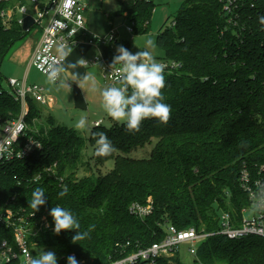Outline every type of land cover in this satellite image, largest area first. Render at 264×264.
<instances>
[{"label":"trees","instance_id":"1","mask_svg":"<svg viewBox=\"0 0 264 264\" xmlns=\"http://www.w3.org/2000/svg\"><path fill=\"white\" fill-rule=\"evenodd\" d=\"M239 17H245L247 32L240 37L227 24L224 0H187L177 19L160 31L156 46L164 57L181 64L179 71L164 73L162 89L171 106L166 124L147 119L140 131L129 133L124 126H101L115 151L107 157L92 158L97 166L113 160L114 169L102 177L79 176L89 165L87 145L75 130L48 124L45 137H39L43 151L33 161L36 182L19 185L13 174L25 177L20 164L0 171V207H30L32 191L42 188L46 203L35 213L45 215L49 229L35 239L38 247L54 249L57 264H67L68 256L78 263L108 264L139 249L160 242L167 225L178 230L194 227L215 234L219 229L217 210L240 220L247 198L239 185L246 170L264 179V0H243ZM23 0L0 1V118L12 120L20 105L2 88V65L31 32H23L16 22V6ZM115 15L131 22L133 33L148 32L153 2L118 0ZM12 11L5 22L2 13ZM108 22L111 15H107ZM240 18V19H241ZM124 43L119 40L117 48ZM107 57L112 56L106 47ZM36 103L28 101L27 121L39 118ZM48 122H51L48 120ZM149 148L143 157L132 153ZM31 161H29L30 163ZM50 171H43L44 167ZM66 186L68 193H58ZM151 206L144 219L129 212L132 204ZM73 213L88 238L72 243L71 230L59 235L52 231L51 207ZM10 238L0 229V241ZM194 264H264V239L246 237L230 240L220 235L206 238L198 247ZM13 264H18L14 262ZM158 264H181L178 256L160 259Z\"/></svg>","mask_w":264,"mask_h":264},{"label":"built area","instance_id":"2","mask_svg":"<svg viewBox=\"0 0 264 264\" xmlns=\"http://www.w3.org/2000/svg\"><path fill=\"white\" fill-rule=\"evenodd\" d=\"M24 5L16 8V22L22 29L23 20L27 16L34 19V26L42 28L40 43L32 57L31 66L40 74L44 75L48 63L55 62L64 64V57L54 52V48L64 46L69 52L72 48L87 44L95 48L102 46L109 47L112 56L101 61L99 57L83 58L82 67L103 63V80L107 86H120L119 76L114 69L111 70V63L115 53V37L112 29L106 37L97 35L89 36L85 25L84 0H23ZM139 2H153L154 0H136ZM29 4V7L26 6ZM244 5L243 0H224L223 12L227 16V23L232 17H239ZM5 22L10 21L12 14L4 12L1 14ZM108 19V18H107ZM109 25L111 23L108 22ZM173 26V24H172ZM27 31V32H28ZM129 33L133 32L132 27L127 28ZM163 64L164 73L181 68V64L175 61L157 60ZM42 65L41 69L36 64ZM119 67V65H116ZM45 76V75H44ZM59 81V80H58ZM57 81V82H58ZM11 94L20 105V114L12 120L0 118V171L5 172L10 165L20 164L19 171L25 172V177L13 174L12 178L19 185L22 182H36L40 179L39 171L33 173V161L38 159L43 151V143L40 140L38 131H33L27 121L28 101L32 100L44 106H48V100L44 95L43 87L29 85L26 80L18 81L14 78L8 80ZM33 121V120H32ZM101 122L95 123L97 126ZM29 161H31L29 163ZM49 172L50 167H44L43 171ZM239 185L247 198V205L242 208L240 220L232 217L227 212H222L219 217V229L215 234L199 232L194 227L182 230L172 225L165 228L164 238L151 246L139 249L123 258L111 261L108 264H158V260L171 259L178 255L181 247H186L189 255L195 257L199 245L212 235L224 236L230 240H239L246 237H258L264 239V179L262 176H252L248 171L243 170L239 175ZM151 206H142L134 203L130 206L129 212L138 219H144L151 214ZM252 213V218L245 221L243 214ZM0 229L8 231L10 238L0 241V264H29V258L33 257V248L38 245L35 239L49 229V222L45 215L37 216L34 212H28L25 208H14L4 205L0 207ZM73 256V255H71ZM78 264H85L80 262Z\"/></svg>","mask_w":264,"mask_h":264},{"label":"rangeland","instance_id":"3","mask_svg":"<svg viewBox=\"0 0 264 264\" xmlns=\"http://www.w3.org/2000/svg\"><path fill=\"white\" fill-rule=\"evenodd\" d=\"M186 1L187 0H154V11L150 18L148 32L145 34H135L133 32L129 33L127 31V28L132 27L129 20H127L124 16L115 15L120 10L118 0H84V14L89 20V23L92 25V28H87L88 34L89 36L97 35L104 38L112 29L115 37L120 42L124 43L123 47H125L132 53L141 51L144 48L145 42L148 39H151L154 45L153 48L150 49L153 53V56L156 60L162 59L164 55L156 46L157 36L160 31H165L168 27L173 28L171 22L174 19H177L178 14ZM26 6L29 7V4L26 3ZM107 15H111V25L108 24V20L106 18ZM245 17H232L231 22L227 23L228 25H231V27L237 29V31L239 32L238 35L240 37H243L246 34L245 32H247L248 30L245 26V24L247 23ZM38 28V25H36L27 35V38L31 39L34 31ZM100 48L106 49L105 46H102ZM54 52L60 54L59 48L55 47ZM96 56L99 57L102 62L108 59L107 53L106 55H104L99 52L87 55L86 58H94ZM103 67V63L92 65L87 68L82 67L85 75L91 78L89 81L84 82L83 88L81 89L82 92H77L75 90L73 84H77L76 82H70L71 91H69V89L64 86V82L60 80L56 83V85L50 86L45 82L46 77L37 72L34 68L30 69L27 76L29 85H37L43 87L44 95L48 100V106L36 103V111L39 115V118L30 120V128L33 131H38V134L41 137H45L47 133L46 130H48L47 123H53L55 126L73 129L84 138L87 145V160H89L90 166L86 170H81L79 172L80 177H102L114 169L113 160H110L101 166L96 165L94 160H92L95 149L97 147L96 140L94 139L93 145H91L90 143L91 133L94 128L101 126L102 128L110 129L114 125H123L111 120V118L106 115V113L100 106L102 101L100 90L107 86V83L103 80L102 77ZM180 69L181 68L174 71H179ZM1 70L4 76L2 88L5 92L11 93V89L8 85V80L12 79L13 77H16L15 79L17 80H19V78L12 72V68L10 67L8 61H5L3 63ZM93 81L95 82V90H93ZM81 117L87 118V130H78L75 128V124ZM48 120H50L51 122H48ZM99 121L101 123L95 126L94 124L98 123ZM95 138L98 139V137L96 136ZM148 149L149 148H144L139 152L132 153L131 156H146ZM217 215L218 217H220L222 215V210H217ZM250 218H252V213L250 211L243 214V219L245 221L249 220ZM43 250L54 252V249L50 247H37L33 248L32 250L33 257L38 256L39 253ZM177 256L181 264H194L195 258L189 255L187 248L184 246L180 248Z\"/></svg>","mask_w":264,"mask_h":264},{"label":"clouds","instance_id":"4","mask_svg":"<svg viewBox=\"0 0 264 264\" xmlns=\"http://www.w3.org/2000/svg\"><path fill=\"white\" fill-rule=\"evenodd\" d=\"M259 22L264 25V16L259 17ZM153 41L148 39L144 48L136 53L130 52L123 46L117 48V55L113 57L110 65L111 70L119 76V85H110L100 90L102 97L101 108L111 120L123 124L125 130L129 133L138 132L142 122L154 118L158 124H166L171 114V106L165 103V97L162 89L165 87L164 65L157 62L150 49L153 48ZM61 57H66L68 52L61 46L59 49ZM84 60V59H83ZM85 61V60H84ZM83 61L76 63L69 62L66 65L55 62L48 64L43 69L46 77L45 82L50 85H56L57 81L64 82V86L71 91L68 81H74L82 89L84 82L91 78L85 75L82 79L79 74L73 72L71 80L62 77L68 69L75 70ZM119 65V67H116ZM38 69L42 68L40 63L36 64ZM93 90L95 82L93 81ZM78 130H87L88 121L86 117H81L75 124ZM96 139L95 155L97 157H107L114 151V145L104 131L95 132ZM68 188L64 186L58 193L60 197L66 196ZM46 203V195L42 188H36L32 191L30 207L34 213ZM49 215L52 218V231L59 235L62 230H71L75 234L72 236V243L84 240L89 237L95 225H90L86 231H79L80 225L73 213L63 207H51ZM29 264H57V257L53 251H41L38 256L30 257ZM67 264H78L75 256L67 257Z\"/></svg>","mask_w":264,"mask_h":264},{"label":"crops","instance_id":"5","mask_svg":"<svg viewBox=\"0 0 264 264\" xmlns=\"http://www.w3.org/2000/svg\"><path fill=\"white\" fill-rule=\"evenodd\" d=\"M0 1H9L15 3L17 0H0ZM17 7L18 6H16V8ZM6 12L9 13V15L12 14L11 9H8ZM84 18L86 21L87 28H92V25L89 23V20L86 18L85 14H84ZM38 29L34 31L31 39L26 37V39L22 42V44L18 48H16L6 60L10 64V67L12 68V72L14 73V75H16L19 78L18 81L26 80L27 84H28L27 81L28 72L30 71V69L33 68L31 66L32 57L34 55V52L39 46L40 39L42 36V28L40 27ZM97 52L106 55L105 48H95L85 43L80 44L72 48L68 52V55L64 57L65 59L64 65H66L69 62L76 63L78 61H81L83 58H86L87 55L95 54ZM73 72L78 73L81 79L85 76V72L83 71L81 65H79L78 68L75 70L68 69L65 73L62 74V77H65L67 80H71L73 76ZM13 78L15 79L16 77ZM70 82H74V81H68L67 83H69L70 85ZM73 86L77 92H82L81 88L77 84L74 83Z\"/></svg>","mask_w":264,"mask_h":264},{"label":"water","instance_id":"6","mask_svg":"<svg viewBox=\"0 0 264 264\" xmlns=\"http://www.w3.org/2000/svg\"><path fill=\"white\" fill-rule=\"evenodd\" d=\"M35 22L34 19L31 16H27L23 20L22 25V31L27 32L29 29H31L34 26Z\"/></svg>","mask_w":264,"mask_h":264}]
</instances>
